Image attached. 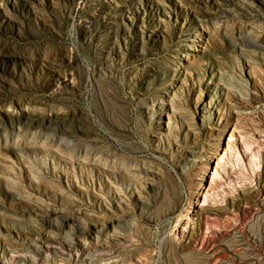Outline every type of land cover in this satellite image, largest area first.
Here are the masks:
<instances>
[{"label":"rangeland","instance_id":"obj_1","mask_svg":"<svg viewBox=\"0 0 264 264\" xmlns=\"http://www.w3.org/2000/svg\"><path fill=\"white\" fill-rule=\"evenodd\" d=\"M0 264H264V0H0Z\"/></svg>","mask_w":264,"mask_h":264}]
</instances>
